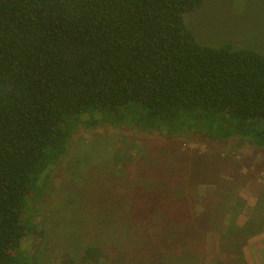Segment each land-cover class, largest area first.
Listing matches in <instances>:
<instances>
[{
  "label": "trees",
  "instance_id": "16d2710c",
  "mask_svg": "<svg viewBox=\"0 0 264 264\" xmlns=\"http://www.w3.org/2000/svg\"><path fill=\"white\" fill-rule=\"evenodd\" d=\"M202 3L0 0V264H36L22 245L42 238L31 205L81 127L200 134L264 149V54L199 43L184 16ZM229 196L226 206L208 204L198 227L179 230L187 261L192 248L217 244L214 264H248L244 246L264 232V201L239 225L241 198ZM172 230H162L168 244L177 242ZM168 244L159 257L171 255ZM106 260L101 246L82 255V264Z\"/></svg>",
  "mask_w": 264,
  "mask_h": 264
},
{
  "label": "rangeland",
  "instance_id": "374dc122",
  "mask_svg": "<svg viewBox=\"0 0 264 264\" xmlns=\"http://www.w3.org/2000/svg\"><path fill=\"white\" fill-rule=\"evenodd\" d=\"M184 21L201 44L232 43L264 54V0H203ZM49 175L43 197L31 205L42 238L27 236L22 244L36 264H82L85 250L95 246L107 253L106 264H214L217 244L192 248L198 261H187L179 230L198 227L205 207L226 206L229 194L241 198L239 225L264 201V149L200 134L81 127ZM154 208L163 217L154 218ZM167 224L177 242L169 243L170 256L159 257ZM244 256L248 264H264V232L247 241Z\"/></svg>",
  "mask_w": 264,
  "mask_h": 264
}]
</instances>
